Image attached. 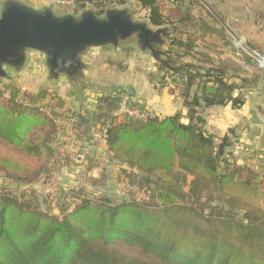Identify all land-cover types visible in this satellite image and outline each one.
Instances as JSON below:
<instances>
[{
  "label": "trees",
  "instance_id": "1",
  "mask_svg": "<svg viewBox=\"0 0 264 264\" xmlns=\"http://www.w3.org/2000/svg\"><path fill=\"white\" fill-rule=\"evenodd\" d=\"M88 2L97 17L130 2L149 10L153 26L180 24L170 31L176 45L165 52L170 59L193 47L195 39L180 38L182 29H199V37L213 32L188 6L179 5L175 24L158 0H74L73 10L82 12ZM182 65L170 72L185 79L187 123L180 112L158 117L129 97L127 106L144 116H113L127 96L119 88L100 96L91 114L131 196L113 199L69 186L58 190V213L41 207L32 185L47 183L74 160L56 148L65 126L55 109L63 101L44 87L0 90V177L18 186L0 187V264H264V172L237 163L228 139L217 143L202 115L204 108L243 100L233 97L235 84L223 66ZM70 129L76 140L85 134Z\"/></svg>",
  "mask_w": 264,
  "mask_h": 264
},
{
  "label": "rangeland",
  "instance_id": "2",
  "mask_svg": "<svg viewBox=\"0 0 264 264\" xmlns=\"http://www.w3.org/2000/svg\"><path fill=\"white\" fill-rule=\"evenodd\" d=\"M7 1L8 0H0V10ZM97 1L102 3L105 2V0ZM189 1L190 0H185L183 3L179 0L175 2H170L169 0H158V6L160 11L165 13V15H167L171 21L175 22V24H177L176 22L180 16L178 9L179 5L188 6L190 8V14H192L195 18L200 17L205 13L208 14L210 13V10L216 9L220 6L219 3L217 4V2H219L218 0H202L203 2H201L200 7L194 3L191 4ZM58 5L59 6L55 9L56 15L62 16L66 14H73L78 16L81 13L80 11L75 12L73 10V6H64L62 4ZM223 5H225L226 10L231 12L233 16L230 17L228 15H222L223 13H219L218 16L224 23L228 25L231 23L233 27H235L234 24L237 25V23H243L245 29L241 30L240 33L242 38H245L246 41H249L251 38L258 35V44L260 45H254L255 47H253V45L247 41L249 54L247 64L253 66L254 68L258 67L259 69L264 70V0H227L223 2L222 6ZM109 7L125 9L132 20L144 22L152 30H156L158 28L163 30L161 31L160 37L162 40L161 44H155L153 46L155 50L160 53L159 58L167 63V65L166 63L163 64L164 68L160 66L159 60H155L153 58L152 53L146 47H142L137 36L133 34L124 39H119L116 45L107 44L96 48L91 47V49L86 52L87 55L88 53H91L90 59L92 60L89 64H87V68H83V65L79 71H71L70 74L60 73L57 76H53L46 63L47 56L42 52H40L42 59L38 63H35L33 59H26L25 57L23 64L19 67L5 65L3 66L5 76L0 77V90H6V85L13 86L16 90H26V92H28L27 90H39L44 87L50 93L55 94L58 97L63 96L65 100L64 107L66 108L64 109V112L66 110V112L76 113L80 112L78 110L81 109H79L80 106L78 107L79 103H74V99L77 97L82 98L81 96L83 92L81 90H89V88L99 90H106L108 88L111 89L113 83L118 81L117 78L127 80L126 77H129L130 79H133L130 74L138 73L145 76L151 84H153L155 90L153 93H158L159 91H163V83L166 81V77H168V80H172L173 78L177 80L180 79L178 74L174 75L170 71L171 69L175 70L180 68L183 60L191 62L194 65L200 66L201 64V66L208 67L210 64L208 61V52L211 50L218 53L224 50V47H219L218 50V47L211 46L213 43V37L205 34L204 36L199 37L200 41L191 48L188 55L183 57L184 59H170L165 53L166 50L169 48L170 44H174L173 47L176 49L174 41L170 38L173 36L170 31H172L175 26L177 28H182L180 27V24L175 26H153L148 20L149 10L147 8L140 7L136 3L129 2L126 5ZM93 8V3L88 2L86 3V7L83 11L88 9L93 10ZM207 14L204 15V19L213 22L212 18L214 16H207ZM238 19H241V21ZM252 24H258L259 27L253 30L251 29ZM196 35V32H193L190 29H182L179 34L180 38L184 41L189 37L193 40L196 38ZM226 49L228 50L226 53L229 55L231 50L228 47ZM27 50L31 49H26V51ZM200 52H202L201 54H205V57L201 56ZM110 70L113 71L112 74H109V80L111 82L104 79V73L105 76H109L106 72H110ZM93 71H95V75H97V77L89 79ZM78 82H82L81 85ZM73 90L78 93L75 94L77 97L74 96L71 98L70 93ZM122 90L125 91L124 88ZM152 108L153 114L158 116L162 115L156 105ZM85 161H88V164H94L97 159L95 160L94 158H91L90 160ZM106 166L108 167L102 168L101 172L98 173L95 179L97 181L93 183V177H89L86 173L80 171L79 169H73L70 166H63L54 173V176L49 178L50 180L47 183L41 181L32 185L36 194V199L40 202L42 208L46 209L48 206L51 207L50 210L53 213H58V209L56 207L57 202L55 199L57 197L58 190L68 188L69 186L83 188L89 192V194L101 191L103 194H106L113 199H128L131 194L127 190H124L125 188H122L121 184L118 182V173L115 170L116 166L111 167L109 164ZM1 186H8L10 189H16L18 187L16 184L10 183L0 177V187ZM132 195L137 197L145 196V194L136 191H133Z\"/></svg>",
  "mask_w": 264,
  "mask_h": 264
},
{
  "label": "crops",
  "instance_id": "3",
  "mask_svg": "<svg viewBox=\"0 0 264 264\" xmlns=\"http://www.w3.org/2000/svg\"><path fill=\"white\" fill-rule=\"evenodd\" d=\"M16 1L34 10H43L44 8L50 7L54 14L55 9L59 6L58 4H60V0ZM218 1L217 4L219 3L220 5L218 8L213 10H210L209 8L210 13L202 14L203 17L200 16L197 18H201L212 28L213 32L207 34L208 36L213 37V43L211 46L218 47V50L219 47H224V50L221 51L222 54L221 52L216 53L211 50L209 51L210 53L208 52L209 66H223L226 78L228 81L235 84V89L232 93L233 97L242 98L243 103L240 106H233L229 102L221 106L214 105L204 108L202 110V115L205 118L204 128L214 135L217 143H219L224 137L228 139L230 142V151L237 163L248 165L253 169L264 172V70L259 69L258 67L254 68L247 64L249 56L248 42H250L253 47L260 45L258 44V35H255L256 37L251 38L249 41L247 40V42L245 38H242L240 33L241 30L245 29L243 23H237V25L234 24L235 27H233L231 23L230 25L224 23L223 20L219 18L218 14L223 13L222 15H228L230 17L232 14L226 10L225 5L222 6L223 2L227 0ZM180 2L184 3L185 0H181ZM189 2L191 4H197L200 7L201 2L203 1L190 0ZM206 14L207 16H214L212 18L213 22L204 19V15ZM238 20L241 21V19ZM251 27V29L254 30L259 26L258 24H252ZM192 31L197 34L195 40L192 42V46L194 47L200 41V30L193 28ZM96 47L100 46H92V48ZM227 47L231 50L229 55L226 53L228 51L226 49ZM89 49H91V47L84 50L80 55L81 68L83 65V68H85L87 64L92 61L90 59L91 53H88V55L86 53ZM201 53L202 52H200V54ZM25 57L26 59H33L35 63H38L42 59L40 52L36 50H27ZM182 63H188V61L183 60ZM184 67L185 66L182 65L180 69L183 70ZM106 73L109 75L112 74L113 71L110 70V72L107 71ZM130 76H132L133 79H130L129 77H126L127 80L117 78L118 81L116 80L117 82L113 83L111 89L99 90L89 88V90H81L83 92L81 96L82 98H78L75 95L78 92H74V90L71 91V98L74 96L77 97L74 99V103H79L78 107L80 106L79 109L81 110L78 111L80 112H66V110L64 112V109H66L64 107L65 100L63 96H59L63 101V106L61 108L56 107L55 109L57 113L61 114V117L58 118L59 126H65V128L73 127L75 130L77 129L76 131H78L79 135L82 129H85V134L80 136L78 140L75 139L73 144L66 150L69 158H74V161L62 165L59 169L63 166H70L73 169H79L89 177L91 176L96 179L102 168L108 167L106 165L109 164L111 167L116 166L115 170L118 173V180V167L110 159V153L107 151L100 126L96 121L90 119L92 112H94L98 104V98L110 90L116 88L122 90L124 88L127 97H129L132 102L138 103L143 109H147L153 113L152 107H155L156 105L160 114H162L161 116H156L165 117L180 112L182 114L181 121L184 123L188 122L186 116L187 107L184 105V97L181 95V86L185 79L182 78L177 80L173 78L172 80H168V77H166V81L163 83V91L153 93L155 92L154 86L145 76L138 73H132ZM96 77L97 75H95V71H93L89 79H94ZM104 79L110 81V75L105 76L104 73ZM78 83L81 85L82 82ZM128 87L131 88L130 95L127 94ZM194 88V86L191 87L190 96H192L193 90H195ZM27 91L34 93L37 90ZM80 118H85V125L81 126ZM91 158H94L95 160L97 159V161L94 164H88V161L85 160H90Z\"/></svg>",
  "mask_w": 264,
  "mask_h": 264
},
{
  "label": "water",
  "instance_id": "4",
  "mask_svg": "<svg viewBox=\"0 0 264 264\" xmlns=\"http://www.w3.org/2000/svg\"><path fill=\"white\" fill-rule=\"evenodd\" d=\"M161 31L132 20L125 9L110 8L101 17L91 9L78 16H56L50 7L34 10L8 0L0 10V77L5 76L3 66L19 67L23 64L26 49L44 53L53 76L70 74L81 69L80 55L88 47L116 45L119 39L133 34L158 60L161 59L160 53L150 42H160ZM163 63L166 62L163 60ZM127 94H131L130 87Z\"/></svg>",
  "mask_w": 264,
  "mask_h": 264
},
{
  "label": "built area",
  "instance_id": "5",
  "mask_svg": "<svg viewBox=\"0 0 264 264\" xmlns=\"http://www.w3.org/2000/svg\"><path fill=\"white\" fill-rule=\"evenodd\" d=\"M74 0H60L59 3L64 6H72ZM127 96H123L119 102L118 108L114 111L113 116L119 117L122 114H127L130 116L143 117L144 113H139L136 109L129 108ZM75 141L73 132L70 128L66 127L62 129L58 135V140L56 142V148L60 156L66 154L67 148L73 144Z\"/></svg>",
  "mask_w": 264,
  "mask_h": 264
},
{
  "label": "flooded vegetation",
  "instance_id": "6",
  "mask_svg": "<svg viewBox=\"0 0 264 264\" xmlns=\"http://www.w3.org/2000/svg\"><path fill=\"white\" fill-rule=\"evenodd\" d=\"M160 37H161V32H160ZM160 40H161V38H160ZM161 42H162V40L160 41V42H157V41H151L150 42V44H152V46L153 45H155V44H161ZM154 47V46H153ZM149 50V49H148ZM150 51V50H149ZM151 52V51H150ZM161 63H163V60H161V59H158ZM164 64V63H163ZM166 65H167V63H166Z\"/></svg>",
  "mask_w": 264,
  "mask_h": 264
}]
</instances>
